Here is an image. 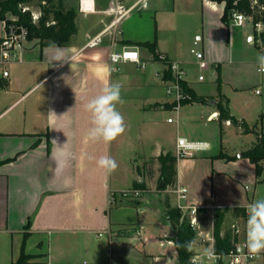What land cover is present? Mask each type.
Segmentation results:
<instances>
[{
  "label": "crops",
  "instance_id": "1",
  "mask_svg": "<svg viewBox=\"0 0 264 264\" xmlns=\"http://www.w3.org/2000/svg\"><path fill=\"white\" fill-rule=\"evenodd\" d=\"M64 1L76 10L71 40L41 45L29 39L24 61L0 77V264L16 261L23 243L32 255L30 264H178L166 216V203L176 206V195L159 188V155L176 154L178 137L208 143L207 149L177 160L176 185L188 188L187 203L199 207L203 231L213 229L216 208H247L254 201L228 204L220 189L232 182L264 181L255 164L241 156L257 135H264V91L258 88L264 90V73L257 64L250 91L261 100L250 122L246 110L235 108L230 91L245 89L233 83L228 70L234 64L233 42L254 44L252 27L223 22L225 4L216 0H94L91 12L80 9V0ZM118 2L124 10L135 7L114 22ZM235 28L241 30L235 33ZM96 38L99 42L90 44ZM196 39L208 62L204 69L190 51ZM131 42H156V53L180 62L187 86L209 101L184 103L178 114L165 115L173 104L166 65L149 46ZM124 46L137 47L145 66L128 62L112 72L109 55ZM208 71L216 77L213 85H206ZM110 82L122 86L124 103L117 107L126 130L105 144L88 138L91 117L84 105ZM219 91L248 130L220 121ZM169 117L175 120L168 122ZM229 147L236 149L228 152ZM103 155L116 160L115 172L98 166ZM65 159L66 167L58 171ZM143 182L140 198L111 203V193ZM204 214L210 215L208 230ZM228 215L235 217L228 212L225 220ZM246 221L239 235L244 240ZM225 225L222 234L231 229ZM207 249L196 236L193 252Z\"/></svg>",
  "mask_w": 264,
  "mask_h": 264
},
{
  "label": "trees",
  "instance_id": "2",
  "mask_svg": "<svg viewBox=\"0 0 264 264\" xmlns=\"http://www.w3.org/2000/svg\"><path fill=\"white\" fill-rule=\"evenodd\" d=\"M224 2L223 22L229 23L234 12H244L250 14L255 22L264 24V0H216ZM19 3H30L35 8L41 9V15L35 23L32 20L31 12L21 13L18 9ZM12 11L19 15L20 23L26 25L29 29V38L38 39L41 45L50 43L64 45L67 44L72 36L77 31L76 26V10L73 7H67L64 0H0V17H4L8 11ZM264 45V32L262 33ZM132 45H146L155 53L157 59H160V53H156V42H131ZM256 47L264 52L262 46L254 41ZM169 60L163 61L166 65V77L171 78L172 73L167 68ZM218 77V82L220 85ZM186 91L191 94V99L188 102L207 103L209 100L205 96L196 94L189 88L186 82H183ZM219 99L216 106L220 112V121H230L242 127L245 130L249 129L248 124L244 120H238L231 115L229 110V99L219 91ZM258 140L251 148L242 152L241 156L249 158L255 164L257 175H261L263 170L262 161L264 160V135H257ZM161 164L160 180L164 181L163 189H172L177 181V160L178 157L172 152L161 154L156 158ZM230 159V158H229ZM146 184L137 183V187L145 188ZM166 216L170 224L176 230V235L172 238L175 242V247L178 256V264H194L191 261L193 255L192 245L196 237V230L190 224L188 214L183 213L178 207L173 206L167 201ZM231 212L237 218H247V208L234 206L231 208H216L214 211V235L215 249L217 252L226 254L232 248L234 241L237 240V234L233 229H229L222 234L223 224L226 214ZM31 254L25 252L23 243L19 258L11 264H30Z\"/></svg>",
  "mask_w": 264,
  "mask_h": 264
},
{
  "label": "built area",
  "instance_id": "3",
  "mask_svg": "<svg viewBox=\"0 0 264 264\" xmlns=\"http://www.w3.org/2000/svg\"><path fill=\"white\" fill-rule=\"evenodd\" d=\"M131 6L124 10L118 2L114 8L116 18L114 22H118L122 16L134 8ZM18 9L21 13L31 12L32 20L36 23L41 15V9L35 8L30 3H19ZM80 9L84 12H91L95 10L94 0H80ZM232 23L237 26L251 25L253 30V39L262 46L264 24L262 22H255L250 14L244 12H234L231 16ZM29 29L26 25L20 23L18 14L8 11L4 17H0V74L2 77L9 76V67L12 64L21 63L25 58L26 43L29 41ZM100 39L96 38L90 41V44H96ZM191 53L197 59L202 69L208 65L205 59V54L200 48V41L198 39L193 41L190 49ZM162 61L168 60L165 55L160 53ZM136 63L141 67L145 64L141 60L139 50L135 46H124L121 49L111 51L109 55V65L112 72H119L122 64ZM167 68L171 71L172 77L168 80L166 91L168 95L173 97L172 111L178 114L185 101L191 99V94L185 90L183 82L185 81L186 72L181 66L180 62L168 61ZM200 81L205 80L203 74L198 76ZM168 122H173L174 117H169ZM230 123V121H227ZM209 147L207 142L203 141H190L185 137H178L176 155L178 158L194 155L197 151L205 150ZM176 195V207L183 213L188 214L191 226L196 230L198 242L207 243L208 249L206 251H194L191 261L194 264H264V252L257 256L249 254L245 247V240L239 237L240 228L233 225L237 234V240L234 241L232 248L226 253L222 254L215 249V235L214 228L210 231H203L200 227L197 212L198 206L187 203L188 188L185 186L176 185L171 189ZM143 190L141 188L132 187L111 193L110 201L115 204L118 201L128 199H138L142 196ZM213 253L210 259L207 255L208 251Z\"/></svg>",
  "mask_w": 264,
  "mask_h": 264
},
{
  "label": "clouds",
  "instance_id": "4",
  "mask_svg": "<svg viewBox=\"0 0 264 264\" xmlns=\"http://www.w3.org/2000/svg\"><path fill=\"white\" fill-rule=\"evenodd\" d=\"M257 62L258 72L264 73V54L257 57ZM121 90L119 82H110L84 105L85 111L91 117V127L87 134L90 140L110 144L125 132L124 117L117 107L124 103ZM49 115L56 116L54 112ZM97 164L107 174L115 172L118 168V163L110 155L101 156ZM66 165V159L60 161L58 171ZM245 247L252 256L264 252V199L254 200L247 206ZM207 255L211 259L213 253L209 250Z\"/></svg>",
  "mask_w": 264,
  "mask_h": 264
},
{
  "label": "rangeland",
  "instance_id": "5",
  "mask_svg": "<svg viewBox=\"0 0 264 264\" xmlns=\"http://www.w3.org/2000/svg\"><path fill=\"white\" fill-rule=\"evenodd\" d=\"M68 6V5H67ZM251 28V25L248 26ZM241 28H235L234 32L240 31ZM254 35V33H253ZM236 42V41H235ZM233 49V61L234 64L228 66L229 72L232 74L233 83L236 85H240L244 87L245 90H242L239 94H235L233 91H230L233 100L235 103V108L238 112L242 110L247 111V115L249 116L250 122H254V116L257 112V107L259 106V101L261 100V96H258L254 92L250 91V87L254 84L253 80L256 77V67H257V57L262 55L263 52L258 47H256L253 43H249L248 41L245 42H236L232 44ZM242 61V62H241ZM198 70H194L195 77L198 76ZM206 75V85H213L215 80V75L212 71L205 72ZM260 90L264 91L262 87H258ZM130 112H134L133 110H129ZM165 115L173 114L175 112L167 110L164 113ZM232 132L235 134V128H231ZM235 140H237L235 134ZM236 148L229 147L228 152L234 151ZM226 158L234 159L236 155H226ZM238 168H246L244 165L239 164ZM262 180H264V166L262 170ZM244 181V180H243ZM240 182H232L229 185H225L219 192L224 196V200L226 203H237V202H244L248 201L254 197V200L257 199H264V181L259 182L256 185L251 184L250 181ZM249 186V188H246ZM256 186V187H255ZM143 194L145 193L144 189ZM248 198V199H247ZM209 214H204L203 217V226L205 230L209 229ZM225 226L230 227L233 229V225L235 224L240 229L244 228L245 219L244 218H237L232 217L230 215L227 216L225 220ZM213 225V224H212ZM212 229V227H211Z\"/></svg>",
  "mask_w": 264,
  "mask_h": 264
},
{
  "label": "water",
  "instance_id": "6",
  "mask_svg": "<svg viewBox=\"0 0 264 264\" xmlns=\"http://www.w3.org/2000/svg\"><path fill=\"white\" fill-rule=\"evenodd\" d=\"M252 40V39H251ZM0 77H2V75L0 74ZM212 102H215L214 100ZM164 181L161 180L160 184H159V188L163 189L164 188ZM176 235V230L173 228L172 225L169 226V237L173 238Z\"/></svg>",
  "mask_w": 264,
  "mask_h": 264
}]
</instances>
